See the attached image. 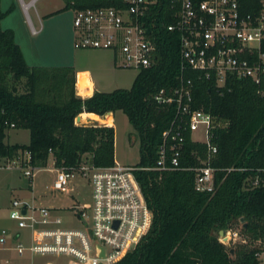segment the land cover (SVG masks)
Instances as JSON below:
<instances>
[{"label":"trees","instance_id":"obj_1","mask_svg":"<svg viewBox=\"0 0 264 264\" xmlns=\"http://www.w3.org/2000/svg\"><path fill=\"white\" fill-rule=\"evenodd\" d=\"M62 1L59 12L124 8L120 0ZM237 1L246 15L264 13L262 0ZM13 8L2 11L0 7V157L16 162L28 155L32 165L45 168L51 156L53 167L64 171L83 161L95 168L113 167L114 128L75 121L82 113L101 117L121 111L139 138L135 167L140 169L134 176L152 222L138 245L116 264H257L258 254L264 251V187L251 189L249 182L256 176L264 180V70L258 83L229 77L220 87L214 77L182 70L179 34L167 30L175 20L173 2L156 0L147 19L155 63L138 71L129 89L94 92L82 99L75 95L72 67L26 64L13 32L1 28ZM260 53L264 54V38ZM181 76L191 83L192 109L216 120L209 139L216 148L210 160L216 169L213 194L195 190V169L208 153L206 144L193 141L188 131L182 133L179 168L154 169L163 133L176 115L175 105L158 104L154 96L161 90L171 95ZM12 129L27 131L28 143L5 144ZM146 168L150 170H142ZM236 226L247 243L235 245L230 254L218 235Z\"/></svg>","mask_w":264,"mask_h":264},{"label":"built area","instance_id":"obj_2","mask_svg":"<svg viewBox=\"0 0 264 264\" xmlns=\"http://www.w3.org/2000/svg\"><path fill=\"white\" fill-rule=\"evenodd\" d=\"M120 1L124 8L73 11L74 48L110 50L120 57L121 68L138 72L155 63V46L150 39L147 19L156 0ZM172 2L175 20L167 30L179 34L182 70L190 68L202 72L205 78L214 77L219 87L224 86L229 77L258 83L264 70L261 67L264 65V54L260 53L264 38L263 12L259 17L246 15L237 0ZM179 81L171 95L167 96L161 90L154 96L156 103L173 104L176 109L175 119L163 133L164 144L154 169L167 171L179 168L183 131H188L191 139L197 141L192 135L201 130L206 139L208 156L202 166L195 169V190L213 194L216 190V169L211 167L210 160L216 154V148L209 143V139L216 120L202 110L192 109L191 83L182 76ZM76 84L74 89L78 93ZM167 142H170L168 147ZM13 163L7 169L20 170L31 182L37 172L44 169L32 165L28 155L21 162ZM139 169L118 163L110 168H95L90 161H83L69 171L53 167L49 170L54 177L51 194L70 196L78 178L85 180L91 189L90 203L81 207L74 204L69 208L81 227L60 229L61 219L54 214L55 209L37 208L33 201L13 200L9 219L15 223L14 231L26 232L29 240L24 245L18 241V233L9 234L2 230L0 246L3 249L11 241L14 243L11 250L20 257L65 258L67 262L64 264H116L138 245L152 222V212L134 176ZM249 184L251 189L260 185L264 187V180L256 176ZM222 232L218 240L227 249L247 243L239 229L229 228ZM257 262L264 264V251L258 254Z\"/></svg>","mask_w":264,"mask_h":264},{"label":"rangeland","instance_id":"obj_3","mask_svg":"<svg viewBox=\"0 0 264 264\" xmlns=\"http://www.w3.org/2000/svg\"><path fill=\"white\" fill-rule=\"evenodd\" d=\"M13 5L11 0H2V11H7ZM37 7L44 9L46 13H53L50 17L52 27L57 31V37L51 39L48 31L39 37H32L25 30L22 20L18 12L13 11L7 15L3 28L15 24L22 30L17 34L18 39L23 38L29 42L39 43L45 47V52L56 53V45L65 46L71 35L73 27V11H61L64 7L62 0H42L37 2ZM14 12V13H13ZM13 13V14H12ZM74 31V30H73ZM56 44V45H55ZM24 51H26L24 49ZM97 56L95 54H86L84 59L91 60L93 65V77L98 89L102 91H113L115 89H129L133 80L137 75V71L127 68H117L112 71L110 68L97 67ZM101 59V58H100ZM103 59V58H102ZM82 60V59H81ZM85 61V60H84ZM102 62V61H101ZM103 69V70H102ZM106 124V122H100ZM115 139H114V157L118 164L123 166H135L139 161V138L135 131L129 125L126 116L118 111L115 114L114 123ZM192 138L201 143H205L206 139L201 130L193 133ZM29 134L25 130H8L5 144L25 145L28 143ZM88 158V156H87ZM17 160V159H16ZM21 158L19 159V161ZM14 164L9 159L0 157V232L5 230L9 234H19L18 241L27 245L29 237L26 232H17L15 223L9 219V211L13 200L29 201L35 207H45L55 209L54 214L61 219L58 228H80V223L72 217L69 208L74 204L81 207L83 204L90 203L91 189L85 180H75V190L68 197L59 194H51L50 186L53 183V174L49 171L53 168V159L50 156L46 167L37 172L35 179L31 182L23 176L18 169L8 170L7 166ZM237 229L240 226H236ZM14 243L8 241L4 248L0 246V264H64L67 262L65 258L57 257H30L25 255L20 257L11 250Z\"/></svg>","mask_w":264,"mask_h":264},{"label":"crops","instance_id":"obj_4","mask_svg":"<svg viewBox=\"0 0 264 264\" xmlns=\"http://www.w3.org/2000/svg\"><path fill=\"white\" fill-rule=\"evenodd\" d=\"M11 1L14 6V12H18L22 20V24L25 26V30L30 36L39 37L43 35L45 31H48L47 34L51 39L57 37V31L49 22L51 20V14L53 13H46L45 8L40 9L37 7V2L42 0ZM0 7L2 8V0H0ZM8 17L6 16L1 21V28L3 30L10 29L13 32L15 43L20 47L26 64L29 67L44 68L72 67L75 73V83H77L76 85H78L79 88L78 93H75V95L78 94L76 95L77 97L84 99L90 97L94 92H106L98 89L93 77V67L90 66L93 65L92 61L87 59H84L85 61L83 60V57H85L86 54H95L98 57L96 63L94 64L97 67H102L103 69L108 67L112 71H115L117 68H121L119 66L120 57L110 50L75 49L73 27L70 38L68 39L66 45L61 47L55 44L58 51L56 53H47L45 52V47L41 46L39 43H31L27 40H24L23 38L18 39L17 34L22 30V28L17 29L18 27L15 24L3 28V23H5ZM24 49L26 51H24ZM116 113L117 112L108 113L101 117L91 113H82L79 115L80 122L76 123L78 125L86 126L97 124L114 128ZM82 116L84 120H82ZM100 122H106V124H101ZM115 163H117L116 160Z\"/></svg>","mask_w":264,"mask_h":264},{"label":"water","instance_id":"obj_5","mask_svg":"<svg viewBox=\"0 0 264 264\" xmlns=\"http://www.w3.org/2000/svg\"><path fill=\"white\" fill-rule=\"evenodd\" d=\"M76 122H80V116H77V117H76ZM222 235H223V232L220 231V232H219V236H222ZM232 253H233V250L231 249V250H230V254H232ZM102 255H103V251L101 250V251H100V256H102Z\"/></svg>","mask_w":264,"mask_h":264},{"label":"bare ground","instance_id":"obj_6","mask_svg":"<svg viewBox=\"0 0 264 264\" xmlns=\"http://www.w3.org/2000/svg\"><path fill=\"white\" fill-rule=\"evenodd\" d=\"M84 117H85V116H84ZM82 120H84V119H83V116H82Z\"/></svg>","mask_w":264,"mask_h":264}]
</instances>
